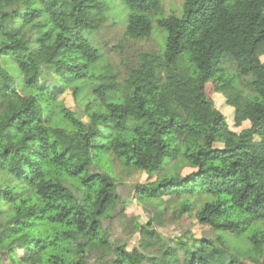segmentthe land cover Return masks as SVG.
Wrapping results in <instances>:
<instances>
[{"label": "trees", "instance_id": "obj_1", "mask_svg": "<svg viewBox=\"0 0 264 264\" xmlns=\"http://www.w3.org/2000/svg\"><path fill=\"white\" fill-rule=\"evenodd\" d=\"M122 1L126 37H149L162 0ZM104 19L103 0H0V264H264V0H182L180 14L156 19L162 54L140 52L121 82L95 70L102 53L86 31ZM210 81L248 127L230 129ZM84 82L99 103L89 122L68 112V129L54 108ZM104 156L149 181L121 198ZM164 197L181 200L177 217L195 202L215 236L155 240ZM133 199L155 212L134 223L141 238L129 249L112 224ZM221 233L249 245L222 244Z\"/></svg>", "mask_w": 264, "mask_h": 264}, {"label": "rangeland", "instance_id": "obj_2", "mask_svg": "<svg viewBox=\"0 0 264 264\" xmlns=\"http://www.w3.org/2000/svg\"><path fill=\"white\" fill-rule=\"evenodd\" d=\"M105 3V19L101 28L96 30H87L86 36L91 44L102 53V59L99 65H95V70L111 71L115 75V79L121 82L124 71L130 65L138 60V54L143 51H157L160 55L163 52L165 45L164 31L156 24V19L169 15L170 13L180 14L182 9V0H162L159 7L151 10L150 16L153 21V28L151 35L147 38L132 39L126 37L125 20L127 21V14L129 9L122 0H103ZM264 61V55L261 56ZM15 68V65L12 63ZM94 67V66H93ZM233 70V65L228 63L227 71L224 72L226 77ZM239 87L244 91L247 90L245 82L238 80ZM88 86V85H87ZM89 87H85V82L82 88L75 94L71 88H66L62 95L57 100V106L54 108L53 116L57 123L65 126L68 129H73L74 124L68 118L67 113L71 112L73 117L80 120V122H89V112L94 109L99 101H93L89 95ZM207 96L214 101L217 109H219L226 117L229 127L235 132L248 127L250 123L243 121L240 126H235L233 121V107L226 103L224 94L215 90V83L207 82L205 85ZM88 106V107H87ZM74 153L81 155L80 140L73 139ZM103 164L107 160L108 167L112 169L116 176V181L119 183V193L121 198H127L129 193H132V185L148 182L147 175L144 172L133 169H123L119 160L114 156L102 157ZM174 171L185 175L192 170L187 166L174 164ZM193 200V197H191ZM190 199V200H191ZM179 199L164 197V204L166 209L163 214L158 217L159 222L152 220L154 210L146 211L143 206L138 204L135 199L131 200L127 205L124 216L117 217L112 224V236H120L127 242L129 249L139 246L138 240L140 237L138 231L133 230L134 223L145 224L148 219L154 225V230L151 235L155 240L160 237L168 238L170 244L177 238L186 235L189 231L196 238L198 237H214L215 232L208 225H202L195 217V212L198 205L193 202L190 211L185 212L181 217H177L178 207L180 205ZM219 241L222 244L237 245L245 249L249 245V241L245 239L236 240L228 233H221ZM236 242V243H235ZM140 249V248H139ZM246 264H252L248 258H243Z\"/></svg>", "mask_w": 264, "mask_h": 264}]
</instances>
